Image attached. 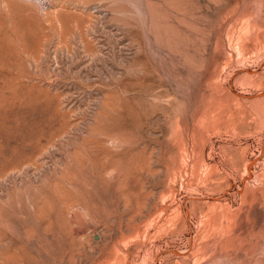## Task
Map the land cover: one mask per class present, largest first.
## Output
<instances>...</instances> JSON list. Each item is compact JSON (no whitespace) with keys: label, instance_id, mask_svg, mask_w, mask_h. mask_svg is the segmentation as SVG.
<instances>
[{"label":"rangeland","instance_id":"1","mask_svg":"<svg viewBox=\"0 0 264 264\" xmlns=\"http://www.w3.org/2000/svg\"><path fill=\"white\" fill-rule=\"evenodd\" d=\"M0 264H264V0H0Z\"/></svg>","mask_w":264,"mask_h":264}]
</instances>
